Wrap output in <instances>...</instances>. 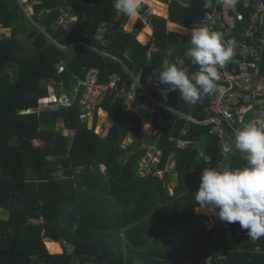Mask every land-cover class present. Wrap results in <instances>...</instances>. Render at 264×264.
Returning <instances> with one entry per match:
<instances>
[{
	"label": "trees",
	"instance_id": "obj_1",
	"mask_svg": "<svg viewBox=\"0 0 264 264\" xmlns=\"http://www.w3.org/2000/svg\"><path fill=\"white\" fill-rule=\"evenodd\" d=\"M160 3L142 0L141 17L127 31L130 17L118 13L113 0H0V28L11 31L0 38V264L263 263L252 253L263 237L249 239L238 222L215 217L211 230L204 223V215H214L201 212L194 198L203 173L196 170L205 166L199 151L206 150L213 163L222 158L204 108L186 104L178 91L170 108L157 109L153 117L163 134L159 168L175 156L176 168L164 177L140 175L139 160L156 139L141 140L148 114L127 112L123 99L102 103L101 119H113L106 136L80 120L79 103L28 113L52 84L61 93V80L70 88L85 70L98 69L101 82L113 73L131 81L134 71L154 76L167 56L184 59L190 72L198 70L185 55L190 37L169 33L165 17L169 13L171 21L189 26L213 10L214 0L209 9L204 0H193L189 8L171 3L168 13ZM31 4L33 16L26 10ZM61 8L82 16L74 29L56 27ZM153 44L158 50L148 59ZM60 63L66 66L63 75ZM154 77L156 91L167 87ZM60 124L75 131L72 140ZM184 128V138L197 143L178 149L169 139ZM130 137L135 139L126 145ZM226 162L234 169L247 164L240 156Z\"/></svg>",
	"mask_w": 264,
	"mask_h": 264
},
{
	"label": "built area",
	"instance_id": "obj_2",
	"mask_svg": "<svg viewBox=\"0 0 264 264\" xmlns=\"http://www.w3.org/2000/svg\"><path fill=\"white\" fill-rule=\"evenodd\" d=\"M28 1L25 0V2ZM192 1L167 0V3H161L167 5L169 10V4L171 3L189 8ZM26 10L30 16L35 14L33 6L31 9L27 7ZM50 12L51 10L41 12L40 16L50 14ZM81 17L79 13L61 8L55 25L57 28L74 29L81 22ZM165 19L168 21L167 30L172 34L190 37L191 29L194 26H207L211 31L222 33L224 39H235L236 41L234 58L224 68L218 69L221 73V80L219 81L221 91L212 96H202L197 104L191 105L199 109L204 108L206 123L212 126L210 135L216 140L217 153L222 158L213 163L212 156L208 155L206 150L201 149L199 157L204 161L203 165L205 166L197 169L196 172H203L205 168L213 167L234 170L226 160L235 156L243 158V154L235 148V132L253 121L258 126L264 125V74L261 71L264 67V0H246V2L240 0V3L234 7L218 5L214 0L213 10L207 12L200 21L189 26H182L171 21L169 13ZM41 28L43 31L46 30L45 27ZM151 38L152 34L150 40L144 44H149ZM157 50L158 46L156 44L151 45L147 52L148 59H151ZM165 61L176 65L178 68H184V59L167 56ZM57 70L59 75H63L66 71L65 64L60 63ZM130 75L131 81L124 79L118 73H113L109 75L107 82H101V73L98 69L85 70L82 77L78 78L77 82L73 83L70 88H67L65 80H61L58 83V86L62 89L61 93H58L56 86L52 84L49 87L48 96L42 98L38 107L28 113L43 110L57 111L71 108L79 103L81 107L80 120L86 123L89 129L94 130L96 134L103 136V128L101 127V121L103 120L101 119L102 103L107 98H112L114 103L123 99L126 103L127 112L139 114L143 111L148 114V119L141 130V140L156 139L155 142L148 145L147 153L139 160L140 175L143 177L151 175L164 177L165 173L176 168L175 156L173 154L170 157V162L164 169L159 168L162 149L157 144L162 139L163 134L154 126L153 117L157 109L170 108L172 92L167 93L165 96L161 94L160 90L156 91L155 77L145 74L143 70L134 71ZM149 77H152L151 81ZM176 113L184 116L188 121L191 120L192 116L190 114ZM59 128L65 137L70 140L74 138L75 131L64 128L63 125H59ZM109 129L110 127L107 129V133ZM188 133V129L184 128L180 137L172 136L169 140L178 149L188 148L197 143L184 138ZM194 173L192 172V174ZM198 215L202 214L198 213ZM212 218H215V216ZM205 222L207 223V221ZM252 253L262 258V264H264V242L255 246Z\"/></svg>",
	"mask_w": 264,
	"mask_h": 264
},
{
	"label": "clouds",
	"instance_id": "obj_3",
	"mask_svg": "<svg viewBox=\"0 0 264 264\" xmlns=\"http://www.w3.org/2000/svg\"><path fill=\"white\" fill-rule=\"evenodd\" d=\"M224 7H234L240 0H215ZM246 2V0H245ZM118 13L133 18L142 11V0H113ZM213 7V0H204V8ZM190 48L185 55L198 70L178 68L165 61L157 77L162 95L179 92L186 104L195 105L202 96L221 91L219 81L224 68L235 56V39H224L223 34L207 26L193 27ZM152 77H149L151 81ZM235 148L243 154L247 164L237 169L205 168L198 191L194 193L199 209L213 214L221 222L239 223L251 240L264 237V125L254 121L235 132ZM207 217V216H206ZM208 218V217H207Z\"/></svg>",
	"mask_w": 264,
	"mask_h": 264
},
{
	"label": "rangeland",
	"instance_id": "obj_4",
	"mask_svg": "<svg viewBox=\"0 0 264 264\" xmlns=\"http://www.w3.org/2000/svg\"><path fill=\"white\" fill-rule=\"evenodd\" d=\"M35 4L37 3V2H34ZM145 4V3H144ZM32 4L31 5H29L28 6V9H31L32 8ZM140 15V14H139ZM141 17V16H140ZM140 17L139 18H137L136 17V21H135V23L133 24V25H135L136 24V22L140 19ZM131 25H132V20H131V18H130V21H129V24L126 26V30H128V31H130V28H131ZM11 35V31L10 30H7V29H3V28H0V38L1 37H3V36H7V37H9ZM102 121H101V127L103 128V133H102V135L104 136L106 133H107V129L109 128V123L111 122V121H106L105 122V118L104 117H102ZM61 125V124H60ZM134 141V138L133 137H130V139H128L127 141H126V145H129V144H131L132 142ZM176 178V176L174 177V179ZM175 185V181L171 184V187L172 186H174ZM201 212H206L205 210H203V209H201ZM197 214H198V210H197V212H196ZM200 214V213H199ZM205 216V215H204ZM208 218V220H207V223L206 222H204L205 224H206V226H207V228L208 229H213L215 226H216V223H215V218H212L211 219V217H209V216H207ZM66 248V247H65ZM68 250H70V252H72V248L71 247H69L68 248ZM63 252H64V249H63ZM51 254V253H50Z\"/></svg>",
	"mask_w": 264,
	"mask_h": 264
},
{
	"label": "crops",
	"instance_id": "obj_5",
	"mask_svg": "<svg viewBox=\"0 0 264 264\" xmlns=\"http://www.w3.org/2000/svg\"><path fill=\"white\" fill-rule=\"evenodd\" d=\"M149 1V0H148ZM151 1H154V2H156V3H160V2H157V1H155V0H151ZM160 4H163V3H160ZM165 5V4H164ZM167 6V5H166ZM167 13H168V6H167ZM140 17V15H137V18H139ZM137 20V19H136ZM135 23V22H134ZM134 23H132V25H131V28H130V31L134 28ZM128 31V30H127ZM107 113V112H106ZM108 114V113H107ZM109 116V115H108ZM108 116H107V118H108ZM107 121H111L110 123H109V127H111L112 126V124H113V119L109 116V119L107 120ZM8 218V215L6 214V213H4V212H1V219H3V220H6ZM53 242V241H52Z\"/></svg>",
	"mask_w": 264,
	"mask_h": 264
},
{
	"label": "bare ground",
	"instance_id": "obj_6",
	"mask_svg": "<svg viewBox=\"0 0 264 264\" xmlns=\"http://www.w3.org/2000/svg\"><path fill=\"white\" fill-rule=\"evenodd\" d=\"M108 120V118L105 120V122ZM206 211V210H205Z\"/></svg>",
	"mask_w": 264,
	"mask_h": 264
}]
</instances>
